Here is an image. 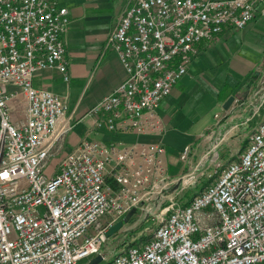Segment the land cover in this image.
<instances>
[{"label":"built area","instance_id":"2783aa9c","mask_svg":"<svg viewBox=\"0 0 264 264\" xmlns=\"http://www.w3.org/2000/svg\"><path fill=\"white\" fill-rule=\"evenodd\" d=\"M259 1L128 0L107 40L126 77L87 115L94 132L139 139L86 136L61 155L74 113L33 78L55 69L70 80L69 10L58 0H0V264H86L100 254L99 264H264V120L226 165L219 159L225 135L197 161L186 145L179 156L186 169L178 176L169 171L162 141L140 140L165 133L160 104L200 44L225 28L244 29ZM258 72L251 95L235 96L226 111L246 107L241 124L253 121L264 102V64ZM19 94L25 116L13 121ZM215 117L220 124L223 116ZM53 157L60 160L49 171ZM133 208L131 219L144 215L154 233L110 247L129 222L111 237L107 230Z\"/></svg>","mask_w":264,"mask_h":264},{"label":"crops","instance_id":"0c3cea01","mask_svg":"<svg viewBox=\"0 0 264 264\" xmlns=\"http://www.w3.org/2000/svg\"><path fill=\"white\" fill-rule=\"evenodd\" d=\"M58 2L67 6L69 10L70 24L65 33L64 41L67 47L70 80L68 82L65 81L60 72L55 69H44L35 74L33 78L34 86L36 88L48 89L64 99L68 103L69 112L74 113L77 124L76 127H83L81 129L84 130L82 137L69 136L68 140H73L72 149L81 139L92 135L100 137L101 140H115L118 139L119 136L125 137L122 141H127L126 139H138V135L135 133L108 134L103 130L94 132L91 130L92 118L87 115V112L95 104L101 101L106 95L113 92L126 77V72L118 54L112 47H107V40L118 25L128 0H58ZM237 34L240 35L242 46L245 45L248 52L253 51L256 54V59L249 63V73L244 77L247 82L248 76L250 78L251 74L258 71L260 66L264 64V0H260L257 3L256 16L244 29L234 30L232 28H225L215 40L200 44L199 55L203 52L205 47L209 48L213 46L223 37H232ZM246 44L249 46H246ZM196 58H194L191 63L196 60ZM187 74L188 72L175 85L172 93L165 97L160 104L159 113L163 117L166 125L165 133L160 137L149 138L156 142L162 141L165 144L168 160L170 153L172 155L178 153V160L181 161L179 156L182 148L186 145H192L194 150L193 159L197 161L212 147L213 142L217 140V138L221 135H225V142L220 149L219 159L222 164L226 165L237 155L236 152L232 151V147L236 145L238 139L237 135L241 132H246V130L250 132L257 123L255 126L251 124L252 121L248 124H241L243 115H246L248 112V109L243 107L238 113L235 112L234 114H227L225 110L223 113L216 112L213 121L205 125L195 134H187L179 131L177 128L171 130L172 119L167 117L165 112L173 110L172 97L178 93L179 87ZM8 89L20 92L18 86L15 85H9ZM78 93L80 95H78ZM232 94H234V92H230L224 97L220 95L222 98H219L221 103L224 104L227 98ZM250 95L251 92L247 96ZM12 107L13 121L23 119L25 116L26 103L21 94H19L17 100L12 103ZM170 113L171 112H169V115ZM216 114L223 116L220 124H218V119L215 117ZM211 130H213V133L206 138L205 134H209ZM209 163V166L212 167L213 162H210V158L206 160V164ZM185 169L186 165L182 162V166H180V169L176 173H172L170 168L169 171L172 175L178 176Z\"/></svg>","mask_w":264,"mask_h":264},{"label":"rangeland","instance_id":"374dc122","mask_svg":"<svg viewBox=\"0 0 264 264\" xmlns=\"http://www.w3.org/2000/svg\"><path fill=\"white\" fill-rule=\"evenodd\" d=\"M246 46H249L246 44ZM256 59V54L253 51L247 50L245 45L242 46L240 35H234L227 38H222L211 47H205L203 52L194 60L188 69V74L179 87L176 95H173L172 111L165 112L167 117H170L172 129L177 128L179 131L187 134H195L200 131L205 125L211 123L216 112L223 113V103H221L220 95L224 97L230 92H234L235 96H240L242 85L248 82L244 77L249 73V63ZM254 72L251 74V76ZM242 79V80H241ZM241 82L238 84V82ZM238 84V85H237ZM237 85V87H236ZM241 87V88H240ZM81 94V92H80ZM78 93V95H80ZM220 98V99H219ZM169 112L170 115H169ZM264 120V102L261 106L259 114L251 122L254 126L256 123ZM68 135L65 146L61 151V155L66 151L69 152L73 147V140H68L70 135L82 137L83 127H76ZM249 130L238 134L236 145L232 147V151L237 154L241 153L246 146ZM116 137V136H115ZM90 138H97L94 135ZM119 139V140H118ZM114 141L125 139L124 136H119ZM134 139H126L130 142ZM139 139V138H138ZM141 141H151L149 137H140ZM240 140V141H239ZM242 140V142H241ZM173 152L171 149H169ZM178 153L169 154L168 165L172 173H176L182 162L178 160ZM60 157H53L50 161L48 170H52L58 165ZM209 180L202 181L203 186L209 185ZM198 187L189 188V192L200 190ZM186 195L183 199L186 201L190 197ZM135 217L127 224L125 230L119 236L108 241L110 247L119 246L125 241H133L138 236L143 239H149L154 233V224L151 220L143 217ZM140 218V219H137ZM132 238H134L132 240ZM108 245V247H109ZM84 262V261H83Z\"/></svg>","mask_w":264,"mask_h":264},{"label":"water","instance_id":"95a60500","mask_svg":"<svg viewBox=\"0 0 264 264\" xmlns=\"http://www.w3.org/2000/svg\"><path fill=\"white\" fill-rule=\"evenodd\" d=\"M259 76V72L258 71H255L254 74L251 76V78L248 80V82L246 84H244L242 86V89H241V94H242V97H246L249 92L251 91L256 79L258 78ZM235 99V95H230L227 100L224 102L223 104V109L225 111H227L230 106L232 105L233 101ZM136 211V208H133L127 215L126 217L123 219V220H119L118 222H116L114 225H112L106 232V236L107 237H111L113 236L115 233H117L125 223H128L131 218H132V215L135 213ZM103 260V255H97L96 257H94L92 260H90L89 262H87L86 264H99L101 261Z\"/></svg>","mask_w":264,"mask_h":264}]
</instances>
